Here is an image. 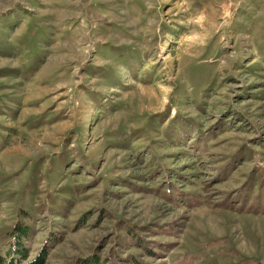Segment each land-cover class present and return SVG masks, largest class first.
<instances>
[{"label":"rangeland","instance_id":"1","mask_svg":"<svg viewBox=\"0 0 264 264\" xmlns=\"http://www.w3.org/2000/svg\"><path fill=\"white\" fill-rule=\"evenodd\" d=\"M0 14V264H264V0Z\"/></svg>","mask_w":264,"mask_h":264},{"label":"trees","instance_id":"2","mask_svg":"<svg viewBox=\"0 0 264 264\" xmlns=\"http://www.w3.org/2000/svg\"><path fill=\"white\" fill-rule=\"evenodd\" d=\"M140 244V243H138ZM17 254L19 255L17 258L13 259L11 258L8 262V264H45L47 251L41 250L36 258H34L31 261L26 262L28 253L25 249H19L17 250ZM2 260V257H0V261ZM108 259H104L103 261L100 260V258L97 255H93L88 260H85L82 262V264H139V261L136 259H130V258H120L119 261L116 259V262H108ZM26 262V263H25Z\"/></svg>","mask_w":264,"mask_h":264},{"label":"crops","instance_id":"3","mask_svg":"<svg viewBox=\"0 0 264 264\" xmlns=\"http://www.w3.org/2000/svg\"><path fill=\"white\" fill-rule=\"evenodd\" d=\"M33 4H35V2H34ZM0 15H2V14H0ZM3 25H6V23L4 22V24H3Z\"/></svg>","mask_w":264,"mask_h":264}]
</instances>
